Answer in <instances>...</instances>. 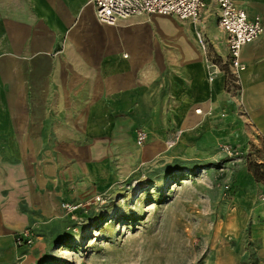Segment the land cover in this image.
Instances as JSON below:
<instances>
[{
  "label": "crops",
  "instance_id": "crops-1",
  "mask_svg": "<svg viewBox=\"0 0 264 264\" xmlns=\"http://www.w3.org/2000/svg\"><path fill=\"white\" fill-rule=\"evenodd\" d=\"M234 1L264 21V0ZM226 55L213 0L199 21L152 14L118 25L100 22L90 0H0V264H19L16 235L50 228L62 202L88 201L188 152L264 142V33L241 49L237 99L223 71L208 78V58ZM247 226L260 242L253 264H264V221L241 218L224 234L236 241Z\"/></svg>",
  "mask_w": 264,
  "mask_h": 264
},
{
  "label": "rangeland",
  "instance_id": "rangeland-1",
  "mask_svg": "<svg viewBox=\"0 0 264 264\" xmlns=\"http://www.w3.org/2000/svg\"><path fill=\"white\" fill-rule=\"evenodd\" d=\"M150 24L165 25L161 20ZM254 162L264 163L262 141L248 150L231 144L203 148L160 172L120 182L81 202L75 212L59 205L50 228L16 235L15 244L24 249L17 262L226 264L222 256L234 254L243 257L241 264H253L260 242L250 237L249 226L236 241L224 227L243 218L262 228L264 168L257 180Z\"/></svg>",
  "mask_w": 264,
  "mask_h": 264
},
{
  "label": "built area",
  "instance_id": "built-area-1",
  "mask_svg": "<svg viewBox=\"0 0 264 264\" xmlns=\"http://www.w3.org/2000/svg\"><path fill=\"white\" fill-rule=\"evenodd\" d=\"M216 5L218 26L226 35L227 55L218 60L208 58V78L212 80L214 75L223 71L227 76V88L233 97L237 96L241 89V73L245 64L241 58V49L244 45L257 39L264 33V21L259 15L251 18L247 12L239 7L234 0H213ZM95 8L97 19L105 24L115 25L120 21L144 15H170L179 20L199 21L205 0H90ZM196 38L200 47L207 51V41L204 34L196 31ZM196 112H200L196 109ZM146 135L140 130L136 134V144L142 145ZM230 153L229 148H224ZM97 200L99 198H96ZM62 210L75 212L80 203L62 202ZM24 236H27L24 234ZM23 238H18V241ZM25 241L30 240L25 237Z\"/></svg>",
  "mask_w": 264,
  "mask_h": 264
},
{
  "label": "trees",
  "instance_id": "trees-1",
  "mask_svg": "<svg viewBox=\"0 0 264 264\" xmlns=\"http://www.w3.org/2000/svg\"><path fill=\"white\" fill-rule=\"evenodd\" d=\"M260 168H264V163H258V162L253 163V169H252L253 171L252 172L254 174V177H256L257 180L261 179L259 176V173H258Z\"/></svg>",
  "mask_w": 264,
  "mask_h": 264
},
{
  "label": "bare ground",
  "instance_id": "bare-ground-1",
  "mask_svg": "<svg viewBox=\"0 0 264 264\" xmlns=\"http://www.w3.org/2000/svg\"><path fill=\"white\" fill-rule=\"evenodd\" d=\"M146 17H147V16H146ZM244 70H245V68H244ZM244 70H243V71H244ZM243 71H242V72H243ZM177 178H178V177H176L175 180H176Z\"/></svg>",
  "mask_w": 264,
  "mask_h": 264
}]
</instances>
